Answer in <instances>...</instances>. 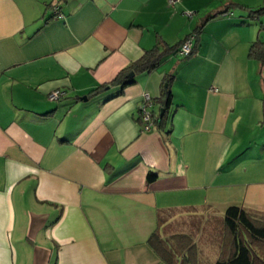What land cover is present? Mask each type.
I'll return each mask as SVG.
<instances>
[{
	"label": "crops",
	"instance_id": "0c3cea01",
	"mask_svg": "<svg viewBox=\"0 0 264 264\" xmlns=\"http://www.w3.org/2000/svg\"><path fill=\"white\" fill-rule=\"evenodd\" d=\"M168 1L0 0V264H182L196 219L264 217V0Z\"/></svg>",
	"mask_w": 264,
	"mask_h": 264
},
{
	"label": "trees",
	"instance_id": "16d2710c",
	"mask_svg": "<svg viewBox=\"0 0 264 264\" xmlns=\"http://www.w3.org/2000/svg\"><path fill=\"white\" fill-rule=\"evenodd\" d=\"M51 7L54 9L55 14L52 17H55V11L58 12V6L53 5ZM178 50L176 51L177 53ZM251 50L264 63V48L258 47L255 43L252 45ZM193 52L194 47L192 46L191 52L184 57L191 56ZM161 56L154 50L147 51L129 68L135 72H148L158 65ZM120 76L122 74H119ZM129 82L131 81L128 80L125 84ZM168 85L169 83L167 82V87H164L162 92L165 95V105L170 102L171 98ZM155 176L154 173L148 172L146 180L152 181ZM194 226H196L195 230L184 234L183 237V240L189 246L188 253L192 252V249L200 239H204L209 242V245L204 246L203 249L206 250L209 247L212 250L208 251L211 253L209 255H212L208 261L210 264H264V217L252 214L242 206L230 205L226 207L221 218H207L206 220L204 219L202 224L201 219L198 218ZM211 226L213 227L211 228ZM157 237L158 234L156 232L151 235L149 239L151 245H155ZM188 253L183 254L181 257L182 264H193L194 255L196 254L192 253L190 256Z\"/></svg>",
	"mask_w": 264,
	"mask_h": 264
},
{
	"label": "built area",
	"instance_id": "2783aa9c",
	"mask_svg": "<svg viewBox=\"0 0 264 264\" xmlns=\"http://www.w3.org/2000/svg\"><path fill=\"white\" fill-rule=\"evenodd\" d=\"M178 0H169L168 3L169 4H173ZM56 16L60 17L61 15L59 14V12L55 11ZM188 15H190V13H188ZM194 34H191L189 36H187L180 44L179 50H178V54L180 56H187L191 50H192V46H193V39H194ZM64 94V92L60 91V90H54L52 92H50L47 96L48 100L50 101H54L59 99L62 95ZM143 98L145 100V104L147 102L150 101V96L145 93L143 94ZM140 114H141V119L143 122V126H142V130L143 131H149L151 129V126L153 124V116L152 113L150 111L147 110V106L143 105L140 108Z\"/></svg>",
	"mask_w": 264,
	"mask_h": 264
},
{
	"label": "rangeland",
	"instance_id": "374dc122",
	"mask_svg": "<svg viewBox=\"0 0 264 264\" xmlns=\"http://www.w3.org/2000/svg\"><path fill=\"white\" fill-rule=\"evenodd\" d=\"M203 219L206 220V218H203ZM212 227L213 226H211V228ZM206 245H209V242L206 241V240H204V239H200L197 242V245L192 249V252L190 251L188 253V255H190V256H191L192 253H195L196 254V255H194V262H193V264H208V263L210 264V262H208V261L211 259L212 255H209L211 253H209L208 251H212V250L209 247L206 250L203 249V247L206 246ZM215 249H216V247L214 248V253H215ZM221 257H223V256H221ZM215 258H216V256H215Z\"/></svg>",
	"mask_w": 264,
	"mask_h": 264
},
{
	"label": "water",
	"instance_id": "95a60500",
	"mask_svg": "<svg viewBox=\"0 0 264 264\" xmlns=\"http://www.w3.org/2000/svg\"><path fill=\"white\" fill-rule=\"evenodd\" d=\"M133 75V73H130V76H132Z\"/></svg>",
	"mask_w": 264,
	"mask_h": 264
}]
</instances>
